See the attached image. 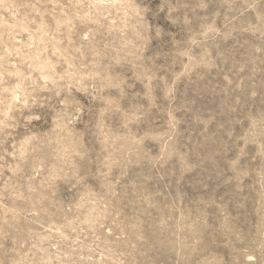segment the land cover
<instances>
[{
    "label": "rangeland",
    "instance_id": "374dc122",
    "mask_svg": "<svg viewBox=\"0 0 264 264\" xmlns=\"http://www.w3.org/2000/svg\"><path fill=\"white\" fill-rule=\"evenodd\" d=\"M95 2L0 0V223L53 254L91 246L67 209L122 177L225 224L264 178V2Z\"/></svg>",
    "mask_w": 264,
    "mask_h": 264
},
{
    "label": "clouds",
    "instance_id": "9594fccd",
    "mask_svg": "<svg viewBox=\"0 0 264 264\" xmlns=\"http://www.w3.org/2000/svg\"><path fill=\"white\" fill-rule=\"evenodd\" d=\"M112 3L96 0L90 7L102 14ZM250 7L255 8V0ZM258 18L264 29V12ZM121 180H109L102 192L67 209L78 220L83 217L80 231L91 234V246L68 244L71 251L65 254L58 249L53 254L43 244L29 246L16 225L4 220L0 264H53L54 259L58 264H93L97 252L103 264H264V178L237 184L234 215L219 225L203 216H176L172 207L162 208L145 196L136 182ZM125 209L131 212L121 220ZM83 225H88L86 230ZM210 252L216 257L211 262Z\"/></svg>",
    "mask_w": 264,
    "mask_h": 264
}]
</instances>
